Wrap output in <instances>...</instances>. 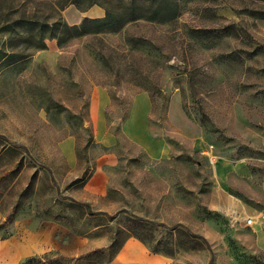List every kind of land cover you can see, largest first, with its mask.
<instances>
[{
  "label": "rangeland",
  "instance_id": "rangeland-1",
  "mask_svg": "<svg viewBox=\"0 0 264 264\" xmlns=\"http://www.w3.org/2000/svg\"><path fill=\"white\" fill-rule=\"evenodd\" d=\"M174 1L171 21L139 19L59 46L44 38L40 49L35 43L45 32L38 25L63 19L54 0H0V56L8 53L0 58V213L12 212L2 238L19 222L48 247L33 256L90 264L110 258L106 248L120 227L144 234L147 249L169 264H264L253 231L264 226L255 212L264 208L256 183L264 174V19L256 17L264 0ZM99 87L111 99L106 114L121 163L112 198L124 207L107 224L106 216H89L91 209L69 201L76 170L67 169L57 148L77 133L82 179L105 151L83 126L89 95ZM131 114L148 116L151 125L149 131L146 121L136 140L124 129ZM182 129L199 132L203 145L194 150L181 142ZM159 138L172 154L154 159ZM223 162L245 164L248 180L221 176L216 168ZM222 184L240 200V211L220 207ZM146 215L157 217L140 229L132 219ZM207 223L214 227L208 236ZM70 226L88 238L86 247L67 246L62 232ZM90 247L106 251L87 254ZM29 257L17 264H31Z\"/></svg>",
  "mask_w": 264,
  "mask_h": 264
},
{
  "label": "crops",
  "instance_id": "crops-1",
  "mask_svg": "<svg viewBox=\"0 0 264 264\" xmlns=\"http://www.w3.org/2000/svg\"><path fill=\"white\" fill-rule=\"evenodd\" d=\"M61 12L64 21L69 25L79 24L84 17L90 19L101 18L105 14L104 8L99 5H92L84 11H80L73 4H69ZM49 42H51L49 47L54 44L52 43L53 41ZM145 96L149 100L147 93ZM103 99L104 102L101 109ZM110 103L111 99L107 89L99 87L94 88L91 91L87 105V118L85 123H83V126H89L92 130L95 145L99 146L102 144L105 147V151L94 158L91 170L85 179H82L78 176V173H76V165L78 163V158L76 156L78 152L76 148L77 133L68 134L60 139L58 141L57 148L64 155L67 169L76 170L74 180L67 186L70 189L68 194L69 201L87 205L92 212L114 215L124 207L121 206V204H118L117 200L112 198V194L116 189L114 178L117 171L121 168V163L120 156L116 152L115 148H113V146L117 144V136L110 128L108 115L106 114V107ZM98 111L101 113V118L99 117ZM169 115L171 114L168 113L167 116ZM146 121L147 128L150 131L151 125L149 124L148 116L147 118H143L142 116L136 118L131 114L129 120L124 126V129L130 138L136 140L138 134H144ZM178 128L181 129L182 127L179 125ZM183 133L186 134L183 135L185 139L180 141L188 143L192 149H197V144H200L201 146L203 145L204 140L199 132L188 134L186 130H183ZM154 138L156 139V137ZM159 139L162 141V146L159 152L156 151L154 159L169 157V154H172V150L167 141L163 138ZM216 170L223 177L228 176L229 174V176L235 177L236 179L244 178L248 180L246 178V173H248V171L245 168V164L242 163L231 165L228 162L218 163ZM231 170L232 172H229ZM256 183L258 191L261 194V203L264 207V174L261 178H256ZM223 187L224 186L222 184L217 191L220 195L225 192ZM251 193V196L256 198V195H254L255 193ZM223 194V198L221 197L223 202L220 204V207L225 208L226 211H240L242 206L240 200L230 196L226 192ZM255 212L261 218H264V208ZM144 215L145 213H141V216ZM145 217L151 219L157 216L152 215L151 217H148L146 215ZM4 219L5 216L0 213V223L4 221ZM213 228L212 224L207 223L206 229L204 230L205 234L207 236L211 235L213 233ZM13 229L15 230V233L10 234L7 238H2L0 235V264H17L26 257L36 254L40 255L48 249L46 245L41 243L38 237L32 236L33 232L30 230V226H24L19 222H15ZM77 230V227L70 226L65 228L62 232L65 236L67 246L75 249L86 247L85 244L89 241L88 238L82 236V234H80ZM253 231L255 233V248L264 252V226L261 227L258 224L254 227ZM62 239L63 236L61 235L59 240L62 241ZM59 240L56 239L55 242L57 243ZM94 248L90 247L88 250H93ZM94 264H169V261L165 256L148 250L139 239L135 237H128L111 260Z\"/></svg>",
  "mask_w": 264,
  "mask_h": 264
},
{
  "label": "trees",
  "instance_id": "trees-1",
  "mask_svg": "<svg viewBox=\"0 0 264 264\" xmlns=\"http://www.w3.org/2000/svg\"><path fill=\"white\" fill-rule=\"evenodd\" d=\"M54 4L57 5L61 11L69 4H73L80 11H84L92 5H99L104 8L105 14L101 18L90 19L84 17L79 24L74 25L67 24L62 18L52 19L39 24L38 27H40V32H45L42 33V35L44 34L45 37H41L40 40L35 43V46L40 49H44L46 47V44L43 41L44 38L55 39L56 44L59 46L70 37L81 36L88 33H97L101 31H117L127 23L139 19H143L146 21L163 22L171 21L178 15V7L174 0H54ZM256 14V17L264 19V13L258 12ZM1 57H8V53L3 52L0 58ZM71 203L79 204V206H82L84 208H89L87 205H83L73 201H71ZM122 211L123 210H120L114 215L90 211L88 215L98 217L106 216L107 218H105L104 223L107 224L110 220L114 221V219L117 218ZM133 218L134 219L132 220L135 221V224L140 226V229L145 228L147 225H152L148 224L150 223V221H152V219H143L142 217ZM11 221L12 212L10 211L6 215L4 221L0 223V229ZM100 224L101 223H97L96 225L98 226ZM124 231L127 232L122 238H120V235L124 233ZM128 237H135L143 243L148 242L144 234L117 227L114 231L111 242L106 248L107 250H109L108 255L110 258L106 259V261L96 260L90 264L107 262L111 260ZM103 250L93 249L87 254L94 255L96 253L103 252ZM150 251L156 252V249L154 247H151ZM25 262L31 264H49L47 263L49 261L35 256L27 258Z\"/></svg>",
  "mask_w": 264,
  "mask_h": 264
},
{
  "label": "built area",
  "instance_id": "built-area-1",
  "mask_svg": "<svg viewBox=\"0 0 264 264\" xmlns=\"http://www.w3.org/2000/svg\"><path fill=\"white\" fill-rule=\"evenodd\" d=\"M252 220L251 219H247V224H251Z\"/></svg>",
  "mask_w": 264,
  "mask_h": 264
}]
</instances>
